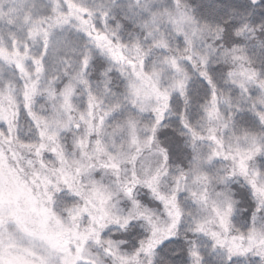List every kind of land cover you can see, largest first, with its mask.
Instances as JSON below:
<instances>
[{"label":"snow or ice","instance_id":"1","mask_svg":"<svg viewBox=\"0 0 264 264\" xmlns=\"http://www.w3.org/2000/svg\"><path fill=\"white\" fill-rule=\"evenodd\" d=\"M0 264H264V0H0Z\"/></svg>","mask_w":264,"mask_h":264}]
</instances>
